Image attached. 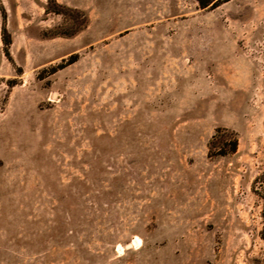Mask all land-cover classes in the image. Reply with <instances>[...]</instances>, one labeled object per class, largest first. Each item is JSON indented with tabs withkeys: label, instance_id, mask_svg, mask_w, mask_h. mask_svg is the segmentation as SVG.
Returning a JSON list of instances; mask_svg holds the SVG:
<instances>
[{
	"label": "rangeland",
	"instance_id": "obj_1",
	"mask_svg": "<svg viewBox=\"0 0 264 264\" xmlns=\"http://www.w3.org/2000/svg\"><path fill=\"white\" fill-rule=\"evenodd\" d=\"M56 2L0 0V264H264V0Z\"/></svg>",
	"mask_w": 264,
	"mask_h": 264
},
{
	"label": "trees",
	"instance_id": "obj_2",
	"mask_svg": "<svg viewBox=\"0 0 264 264\" xmlns=\"http://www.w3.org/2000/svg\"><path fill=\"white\" fill-rule=\"evenodd\" d=\"M198 4V7L201 9H214L218 6H220L223 3H226L230 0H195ZM60 5L56 2V0H48V10L55 13H62L65 12L63 9H60ZM66 9V8H65ZM1 10L4 11V9L1 6ZM8 32L6 30V27L3 25L2 28V39L3 43L5 45L4 47V54L7 57L9 61L12 62V58L10 56L9 52V44L10 39L8 38ZM238 148V137L236 132L232 130H228L227 128H217L215 131V134L212 136V139L210 140L208 144V155L211 156H225L227 154L235 153ZM264 175V174H263ZM264 177V176H262ZM262 199L264 200V196H262ZM262 218H263V228L261 230L260 236L262 239H264V209L262 210Z\"/></svg>",
	"mask_w": 264,
	"mask_h": 264
}]
</instances>
